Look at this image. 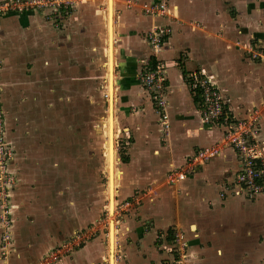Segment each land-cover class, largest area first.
I'll return each mask as SVG.
<instances>
[{
    "label": "crops",
    "instance_id": "crops-1",
    "mask_svg": "<svg viewBox=\"0 0 264 264\" xmlns=\"http://www.w3.org/2000/svg\"><path fill=\"white\" fill-rule=\"evenodd\" d=\"M150 1L113 0L112 116L115 141L124 149L118 169L113 157L115 197L116 203L132 202L117 216L114 248L123 258L121 262L114 258V264H174L169 228L185 235L184 264H264V193L254 197L232 193L237 155L221 145L219 126L202 123L200 98L185 80L189 72H196L214 81L236 119L257 109L264 142V0H167L170 13L153 20L168 29L156 58L145 38L150 20L141 13L142 3ZM81 11L90 16L89 6ZM78 17L56 27L44 10L0 14V98L12 148L8 170L16 179L8 189L14 245L8 264H34L65 239L59 233L49 235L61 222L49 219L58 213L49 209L60 206L56 192L49 189L50 182L59 179L58 153L50 155L48 144L43 148L40 143L46 151L34 158L29 152L36 143L25 140V131L16 132L15 123L20 128L27 123V107L22 104L27 89L58 77L50 68L63 62L64 48L71 42L68 31H73ZM146 60L149 64L155 60L164 71L170 125L166 133L148 91L137 80ZM28 65H39L41 72L33 76ZM211 145L220 146L217 156L196 164L184 178L167 182L171 170L185 168L196 149ZM52 167L56 172L48 171ZM32 205L41 211L30 223L18 226ZM20 235L30 245L25 252L16 244ZM91 251L82 257L84 262L93 258Z\"/></svg>",
    "mask_w": 264,
    "mask_h": 264
},
{
    "label": "rangeland",
    "instance_id": "rangeland-1",
    "mask_svg": "<svg viewBox=\"0 0 264 264\" xmlns=\"http://www.w3.org/2000/svg\"><path fill=\"white\" fill-rule=\"evenodd\" d=\"M86 6L90 7L89 17L79 14ZM105 9L106 0H74L73 9L66 15H54L50 8L44 9L56 27L71 21L72 16L79 15V17L76 19L77 24L73 31H68L71 42L64 48L63 62L50 68V72L57 70L58 77L57 75L49 77V82L45 81L46 83L38 81L27 89L26 95L22 98V104H26L27 107L25 114L27 123L24 128L18 127L17 121L15 123L16 132L25 131V140L38 145V147L36 144L32 146L29 152L34 158H40L41 152L45 150L42 151L40 143L43 148L48 144L50 155L58 153L59 179L50 182L53 185L49 189L56 192L60 206L49 209V213L58 211L54 216H49V219L60 218L61 222L56 224L58 231L51 230L49 235L55 237L59 233L65 239L53 246L56 248L53 249L56 256H49L51 258L48 260L53 261L48 264H108L109 219L114 221L115 228L117 216L120 217L115 212L116 194H114V211L111 214L107 210V172L104 152L106 135L103 130L107 112ZM93 15L94 19H92ZM113 46H116L114 37ZM115 60L114 51V63ZM115 67L116 64L113 68L114 74ZM28 69V73L34 74L33 76L41 72L39 65L34 67L28 65ZM113 79L115 86V76ZM32 83L28 84L31 86ZM47 83L49 86H45ZM113 97L114 115L115 91ZM115 129H117L116 123L113 128V147L114 166L118 169L119 153L124 149L115 141ZM48 171L52 173L56 172V169L52 167ZM33 206L36 205L27 209L29 215L17 218L18 226L30 223L34 214L41 211V208H33ZM16 244L23 252L25 248L30 247L21 235ZM2 246L0 241V264H8L14 248L13 230L7 246L3 249ZM91 248H93V252L91 251L93 258L84 262L82 257L86 256L87 250ZM59 254L61 259L58 257ZM119 255H121L120 251L114 248L116 262L122 261L123 257ZM43 260V257H39L34 260V264H42Z\"/></svg>",
    "mask_w": 264,
    "mask_h": 264
},
{
    "label": "built area",
    "instance_id": "built-area-1",
    "mask_svg": "<svg viewBox=\"0 0 264 264\" xmlns=\"http://www.w3.org/2000/svg\"><path fill=\"white\" fill-rule=\"evenodd\" d=\"M74 6V0H0V14L8 12H26L29 10H44L50 8L54 15H66ZM141 13L149 17L150 28L146 32V41L151 56L156 58L162 50L164 35L168 29L154 23V18L170 13L167 0H151L141 5ZM150 60V58H149ZM145 61L146 68L137 74L139 84L145 88L154 104L163 132L169 128V118L166 111L165 75L162 67L155 60L153 64ZM186 83L200 98V119L207 125H217L222 130V144L233 149L236 153L239 167L234 174L232 183L236 186L232 193L254 197L264 193V148L260 139L259 117L257 109H253L245 117L236 119L228 111L226 100L218 85L204 75L189 72ZM220 152V146L211 145L195 150L194 156L182 169L171 170L167 174V182H174L184 178L196 164L206 163ZM12 156V148L8 144L5 134L4 108L0 98V241L2 249L12 238V218L8 198V189L15 183V176L8 170V161ZM132 202L124 200L115 204V212L120 215L127 211ZM170 253L174 264H184L186 259L187 241L179 229L171 232ZM53 249L56 250L54 247ZM51 250L42 264L56 256ZM51 256V257H49ZM60 254L58 257L60 258ZM61 259V258H60Z\"/></svg>",
    "mask_w": 264,
    "mask_h": 264
},
{
    "label": "bare ground",
    "instance_id": "bare-ground-1",
    "mask_svg": "<svg viewBox=\"0 0 264 264\" xmlns=\"http://www.w3.org/2000/svg\"><path fill=\"white\" fill-rule=\"evenodd\" d=\"M105 24H106V39H107V45H106V56H107V86H106V94H107V102H108V112L106 115V119L104 121V132L106 135L105 139V147L104 152L106 155V172H107V210L108 213L112 214V211H114V194H115V178H116V169L113 167V157H114V151H113V138H114V132L113 128L115 125V120L112 116V102H113V76H112V67H113V46H112V39L114 37L113 33V0H106V9H105ZM108 25V27H107ZM109 174V176H108ZM114 227L113 224L110 222L109 219V227H108V233H107V248H108V256H109V264H114V260H111L110 263V253L114 251Z\"/></svg>",
    "mask_w": 264,
    "mask_h": 264
},
{
    "label": "trees",
    "instance_id": "trees-1",
    "mask_svg": "<svg viewBox=\"0 0 264 264\" xmlns=\"http://www.w3.org/2000/svg\"><path fill=\"white\" fill-rule=\"evenodd\" d=\"M151 64H153L154 63V61H152V62H150ZM123 160H125V158H123V157H121ZM173 231V229L172 228H169L168 229V231H167V237L168 238H170V240H171V232ZM169 240V239H168ZM169 240V241H170Z\"/></svg>",
    "mask_w": 264,
    "mask_h": 264
},
{
    "label": "water",
    "instance_id": "water-1",
    "mask_svg": "<svg viewBox=\"0 0 264 264\" xmlns=\"http://www.w3.org/2000/svg\"><path fill=\"white\" fill-rule=\"evenodd\" d=\"M110 222L113 224V227H114V221L110 220ZM112 259L114 260V252L112 253V251H111V253H110V263H111Z\"/></svg>",
    "mask_w": 264,
    "mask_h": 264
}]
</instances>
